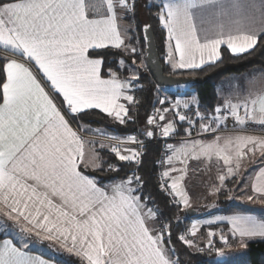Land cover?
<instances>
[{"label": "snow or ice", "instance_id": "1", "mask_svg": "<svg viewBox=\"0 0 264 264\" xmlns=\"http://www.w3.org/2000/svg\"><path fill=\"white\" fill-rule=\"evenodd\" d=\"M117 6L132 10L128 0H101L99 6L91 0H0V50L6 53L0 63V72L6 74L0 80V210L11 220L26 222L22 231L36 230L43 239L59 241L83 264H175L168 254L174 250L166 247L165 228L149 227L156 213L148 206L150 198L140 194L143 181L137 173L99 187L95 178L81 171L84 142L72 123L82 119L86 110L99 109L124 124L128 108L120 101L134 102L124 91L129 84L111 68L105 78L102 69L107 53L98 51L124 46L117 27ZM251 7L254 13L241 15L238 0L165 2L159 21L167 31V62L173 70L197 69L220 60L224 45L234 55L249 52L264 39V0H253ZM100 8H104L103 14ZM204 10L215 22L202 17ZM58 97H62L59 104ZM175 103L179 107L181 101ZM159 111L158 119L165 120L162 113L169 110ZM215 111L222 113L215 119L230 116L241 126L249 122L264 126V94L237 103L225 101L224 109L218 106ZM176 115L185 121V115ZM147 124L155 125L164 137L174 131L173 123L159 124L156 116H149ZM145 135L152 138L154 131ZM108 138L116 140L111 151L120 161L141 163L142 141L135 136L126 141ZM219 139L194 144L193 158L215 155L229 166L232 175L248 153L264 155V138L236 136L223 145ZM125 143L138 144V149L126 147L122 152L120 145ZM169 147L178 157L187 154L186 148ZM234 158L235 168L231 166ZM171 161L169 157L167 162ZM108 167L114 170L113 165ZM162 175L171 179L162 188L171 189L169 194L174 193L188 206L180 185L183 175L170 177L168 171ZM219 179L223 184L225 176ZM252 190L264 197V170L256 176ZM227 222L233 236L240 237L241 247L247 246L245 238L264 237V221L255 217L233 215ZM196 230L193 225L192 235ZM180 239L191 246L184 236ZM221 241L228 244L223 234ZM0 264L44 262L28 257L5 240Z\"/></svg>", "mask_w": 264, "mask_h": 264}, {"label": "trees", "instance_id": "2", "mask_svg": "<svg viewBox=\"0 0 264 264\" xmlns=\"http://www.w3.org/2000/svg\"><path fill=\"white\" fill-rule=\"evenodd\" d=\"M132 3V13L124 16V22L129 27L128 34L130 43L135 46L138 45L140 48L139 56L132 57L125 55L120 50L114 49L98 50L107 53L103 57L105 63L102 69L106 78L108 69L111 68L112 71L117 73L118 78L123 81H129L130 72L127 69H121L119 62L123 60L126 63H130L131 60H134L135 63H144V45L141 29L146 25L152 30L164 74L173 77H188L196 80L194 83L185 85L188 89L184 90L183 93L168 92L167 95L171 100H174L177 94L186 97L194 96L199 113L203 118H209L215 112L217 106L215 89L221 80L228 76L240 75L252 70H257L264 74V39L258 40L257 45L245 54L233 56L227 49L221 48V58L214 64L191 71H171L165 63L167 33L159 21L162 5L147 4L144 0H132ZM2 61L0 59V63ZM3 79L4 75L0 72V80ZM135 83L138 85V88L134 92V103L130 105L124 103L128 108L126 123L121 124L119 121L98 111L87 110L81 114L82 119L72 123L73 129L80 132L83 136H90V133L82 130L83 127H89L117 137L137 134L142 140L150 141L151 138L145 135V132L150 130L147 119L150 111L159 104L156 94V89L159 87L152 81L145 66L137 69ZM0 94H2V89H0ZM174 136H183V134H174ZM161 150V146L157 143L150 142L146 144L142 149L143 154L140 157L141 163L134 167L130 162L120 161L111 149H98L97 152L101 160L100 168L96 170L81 168V171L90 178H95L98 184L101 185L109 180L121 181L128 177L131 170H134L143 181L140 194L145 198H150L147 200L148 206L152 207L157 215V227L159 228L160 224L167 226V235L165 237L166 247L174 250L168 253L169 257L175 264H208V257L211 255L209 252H192L180 239L182 231L190 220L181 207L173 204L169 196L160 187L158 181V160L162 154ZM109 165H113L114 170H110ZM259 213L264 218V209L259 211ZM216 229L218 228L211 227V230ZM216 244L215 249L217 247L220 248V244ZM246 245L241 254L233 258L232 261L223 264H240V260L243 259L248 264H264V239L250 240L246 242ZM58 263L83 264V261L75 254L63 251Z\"/></svg>", "mask_w": 264, "mask_h": 264}, {"label": "crops", "instance_id": "3", "mask_svg": "<svg viewBox=\"0 0 264 264\" xmlns=\"http://www.w3.org/2000/svg\"><path fill=\"white\" fill-rule=\"evenodd\" d=\"M91 2L93 4H96L97 6H99L101 3V0H91ZM165 2L175 3V2H179V0H164L163 2L160 3L162 5V7H163V4ZM238 2L241 5V9H240L241 15H248V14L254 13V9L251 7L253 0H238ZM255 3H259V0H255ZM118 8L119 7L117 6V8L115 9L116 15H117V27L121 33L122 39L124 40V46H122L121 49H114V50L122 51L124 49L126 43H129V41L127 40L128 36H129V34H128L129 29H128V31H126V29H124L125 26L126 27H128V26L124 22V16L121 17ZM194 11H199V10H194ZM99 12H100V14H103L104 8H100ZM89 14L92 15L91 12ZM200 14L202 15L203 18L211 20L212 22H215L214 17H212L210 15L208 10H204V11L200 12ZM204 26L209 27L210 25L205 24ZM166 33H167V31H166ZM211 34L212 33H210V35ZM173 45H174V42H173ZM221 48L227 49L229 51V53L233 56L242 55V54H235L234 55L227 48L226 45L221 46ZM251 50H249V51H251ZM168 51H169L168 43L166 40L165 63L168 66V68H170V70L174 71V72L197 70V69H200V68L205 67L207 65H211V64L215 63V62L214 63H205L204 65H202L200 68H197V69H179V68H177V69L173 70V68L171 67V64L167 62ZM243 54H245V53H243ZM5 55H6V53L3 50H0V59L3 60V57ZM9 58H15V57L9 56ZM3 75H4V79H5L6 74L3 73ZM40 75H42V73ZM121 81H123V80H121ZM123 82L127 83V81H123ZM168 92H176V89L168 90ZM215 93H216V97H217L216 108L219 106V107H221V109H224L225 101H231L232 103H237V102H242L244 99H246L248 97H255L257 95L264 94V74L257 71V70H252V71H248L244 74L228 76V77L224 78L223 80H221L217 84L216 89H215ZM61 100H62V97H58L57 103L59 104V102ZM177 100L181 101L180 105H185V104L188 105L191 101L196 102L194 96L186 97V96H182L181 94L180 95L177 94V97L171 101L173 102V104H175V102ZM120 102L124 104L125 100H121ZM91 110L98 111V112L108 116L106 113L101 112L99 109H91ZM220 115H222V113H216V111H215L214 114L212 116H210L209 118L201 119V122H199L197 125V132H198L197 137L186 138V139H183L181 141H177L176 143H179V142L180 143L177 144V146H175L174 148L172 147V149H174V150H180L181 148L187 149V154L181 155L179 157L175 154L174 151L170 150V157H172V159H173V157H175L176 160H183V163H179L178 170H181L182 167H180V166H183L185 164L184 162L185 161L187 162V160H189V159H193V160L197 159L200 162H203L201 160H202V158H205V157H201V155H199L198 158H193L192 148H193V145L196 143H211L213 141H216L217 137L220 138L219 143L221 145H223L225 140H227L228 138H235L236 136H255L257 138H264V126L259 125L260 129H258L257 131H248L247 130L248 125L252 124L250 122L244 126H241L235 122V127L237 130L234 132L217 134V135H210V137L209 136L208 137L202 136L201 133L208 132L207 134H210L212 131H214L215 129L220 128L222 126L223 120L215 119V117L220 116ZM241 115H243L242 109H241ZM110 118L114 119L113 117H110ZM165 120H166V124L169 122L173 123V125H174V131L172 132L173 134H175V135L183 134V136H176L177 138H183V137H186L188 135L187 128L184 127V125L175 116H173L171 113H169L166 116ZM202 125L204 126L203 128H202ZM205 128H208L209 130L205 131L204 130ZM82 130H84L90 134H102V135L109 134V133H104V132L99 131V130L91 129L89 127H83ZM78 135L81 137V139L84 142V149H83L84 159H83V162L81 163V168H86V169H90V170L99 169L100 167L94 168L95 164H99V165L101 164V160H100L99 154L97 152L98 149H95L91 145H89V143L87 141L89 138L87 136H83L80 132H78ZM233 156H234V152H233ZM244 157H246V156H244ZM249 158H252V159L256 158L257 163L254 166L250 165V167H254V170H253V173H252V176L250 179V184H249L250 190L247 194V197L253 196L255 201L259 200L261 202V204L257 203L258 205L256 204L255 206L252 205L250 207L243 208V211H238V213H237V211L232 213L231 211H233V210H230V211H225V212L215 211V212H212V214H208V215H207V213H205L203 211L200 212V208H198V210H199L198 214L200 215V217L194 218L193 221H200L201 222L200 224L204 228H207V230L208 229L211 230V227H217L218 229L212 230V231L216 232V234L220 233V231H223V232H225V234H227L228 237L234 238L237 241H238V239H240V237L238 235L235 237L233 236L232 231H231V225L228 224V222H227L228 217H231L233 215H243V216H252V217H255L257 220L264 221V218L259 213V211L264 209V197L259 196L257 193H254L252 190V185L255 183L256 176L260 173L261 170H264V155H261V153L259 151H257L254 155L252 153H250V154L248 153V157L246 159L249 160ZM212 160H216L217 162H220V161L223 162V160H220L218 157L213 155L211 157V159H209L207 157L208 162H206V163L212 164ZM235 161L236 160L234 158L233 162H235ZM240 161H243V158H241ZM170 166L171 165H169V167ZM119 181L120 180H109V181H106L105 183H103L101 185L98 184L97 181L96 182H97V185L99 187H103V186L110 184L112 182H119ZM182 189L183 188H181V190ZM180 207L183 211H185L184 209L186 207L184 205L181 204ZM219 216H221V217H219ZM0 223H3V225L1 224V228H0V247L3 246V243L5 240H9L12 242V245L14 247H16L20 251L24 252L28 257H30L32 259L39 258V260H42L44 262V264H59L58 261L60 260L61 253L63 251H65V249L67 250V248L61 246V243L57 240H47V239H43L42 235L38 236L36 234V230L30 231V232L22 231V228L26 226V222H24L23 220L19 221L21 226L17 225L13 221L7 222L4 220H1ZM28 227H31V226H28ZM149 227H154L151 220L149 221ZM216 236L218 237V235H216ZM256 239H264V237H254L251 239L245 238V243L250 241V240H256ZM54 245H56L58 247H62L63 249L58 250L57 248L54 247Z\"/></svg>", "mask_w": 264, "mask_h": 264}, {"label": "rangeland", "instance_id": "4", "mask_svg": "<svg viewBox=\"0 0 264 264\" xmlns=\"http://www.w3.org/2000/svg\"><path fill=\"white\" fill-rule=\"evenodd\" d=\"M128 1H130V5L133 4L132 0H128ZM163 1L164 0H144V2H146L147 4H160ZM118 9H119L121 17H123L125 15H130L132 13V10H133L132 9L130 11H124L121 8H118ZM124 29H126V31H128L129 27L125 26ZM127 40L129 41V43H126L124 49L121 52H123L125 55H129L132 57L139 56V51H140L139 46L138 45L135 46V45L131 44L129 36H128ZM132 49H135L134 53H133ZM133 61L134 60H131L130 63H126L124 61L123 64H121L119 62V67L121 69H127L130 72L129 81H127V82H131V83L135 82V80H136V79H132V77H133V75H135L137 77V69H140L141 67L145 66L144 63H135ZM174 89H176V92H180V93L182 92L183 93V91L188 89V88L185 85L178 86V87H168V88L159 87L156 89L158 103H160V101L162 99H164L165 97L169 98V96L167 95L168 90H174ZM192 102L194 103V101H191L189 104H192ZM165 118H166V116H165ZM199 122H201V116H200ZM163 123L166 124V120H164ZM212 132H214V131H212ZM104 133H107V132H104ZM207 133L208 132L201 133V134L204 137H208V136L210 137V135ZM91 135H96V134H90V136ZM104 136H111V137L118 138L117 136L111 135V134H106ZM170 136L175 137L173 133H170ZM87 141H88L89 145H91L95 149H109V150L111 149V147L109 145L110 143H108V142L107 143L104 141L101 142V141L94 139V138L88 139ZM179 143L175 142L172 145V147L174 148ZM101 145H103V147H101ZM172 147H171V149H172ZM120 148H121V151L123 152L124 148L123 147H120ZM201 157H205V156L201 155ZM247 157H248V155H246V157H243V161L239 162V165H240L239 170L236 171L232 175L228 174L227 169L229 166L224 165V163L221 161L217 162L216 160H212V164H207L206 163V162H208L207 157L202 158L201 161H203V162H200L197 159H195V160L189 159V160H187V162L186 161L184 162L185 164L183 166H180V167H182L181 170H178V168H179L178 165H179V163H181L180 162L181 160H176L175 157H173L171 164L167 163L168 166H166V167H167V171L169 172L170 177H177L178 178L181 175H183V179L180 181V185H181V188H183L182 189L183 193L188 198V206H185L183 204V202L180 201L179 197H177L175 195H174V197H175L174 202L175 203H173V201H171V202L173 204L179 205V206L181 204L184 205L186 207L184 209L185 213L187 210H193L195 212L194 216L189 218L190 222L184 228V230L182 231V234L180 235V237L184 236L186 241H191V246L186 244L184 241H182V240L181 241L192 252L203 253V252L207 251L211 255H213V256L210 255V257H208L209 258L208 264H223V263H226L228 261H232L233 258H235L236 256H238L239 254L242 253V251L244 250V247H241L240 239H238V241H237L234 238H230L223 231H220V233L216 234V232H214L210 229L207 230V228H204L200 224L201 223L200 221H193L194 218L200 217V215L198 214L199 213L198 208H200V212L203 211V212L207 213V215H208V214H212V212H215V211L225 212V211L233 210V211H231L232 213L235 211H237V213H238V211H243V208L250 207L252 205L255 206L257 203L261 204V202L259 200L255 201V199H253V200L247 199V194L250 190L249 189L250 179H251V176H252V173L254 170V167H250V165L254 166L257 163V161H256L257 157L255 159L249 158V160L246 159ZM169 165H171V166L169 167ZM235 165H236V161L233 162V164L231 166L235 168ZM173 168L177 169V171H172ZM221 175L225 176V180L223 181V184H221V181L219 179V177ZM166 179H168V178H166ZM168 181L170 184L171 179H168ZM220 195H222V196H220ZM219 217H221V216H219ZM1 220L7 221V222L13 221L17 225L21 226L19 222L9 219L4 214L3 210H0V222H1ZM151 221H152L153 226L156 229H161V226L163 224H160L159 228L157 227V222H156L157 221V215H156L155 219H153ZM1 224L3 225V223H0V228H1ZM193 225H196V229H197L195 235H192V226ZM165 226L166 225H163V228H165L164 233H165V237H166L167 226L166 227ZM210 232L214 233L215 235L210 237L209 236ZM221 234H223V236L227 238V240H228L227 245L222 243ZM216 235H218V237ZM214 239H215V241H214ZM210 242H211V247H210V250H208L209 248H207V247H209ZM215 242L220 244V248L217 247V249H215V244H216ZM216 246H217V244H216ZM54 247L57 248L58 250L63 249L62 247H58L56 245H54ZM211 248L215 249V250H211ZM65 251L68 252V250H66V249H65ZM69 253L74 254V252H69ZM240 262L243 264H248L247 261L244 259L240 260Z\"/></svg>", "mask_w": 264, "mask_h": 264}, {"label": "built area", "instance_id": "5", "mask_svg": "<svg viewBox=\"0 0 264 264\" xmlns=\"http://www.w3.org/2000/svg\"><path fill=\"white\" fill-rule=\"evenodd\" d=\"M129 4H130V1H128ZM129 84V87L125 89V93L128 94V95H132L133 98H134V101H135V95H134V92L135 90L138 88V85L133 82H127ZM169 98L168 97H165L164 99H162L161 101H164L163 104L159 103L156 107H154L150 113H149V116H156L157 117V123L159 124H164L163 121H160L158 119L159 115L161 114V112L159 110H162V109H165L167 108L169 111L167 112H164L162 113L164 116H167L169 113H171L173 116H175L177 119H178V116L176 115L177 112H179L180 114L182 115H185L186 116V119L185 121H179L187 128L188 130V135L186 137H183V138H177V137H171L170 135L168 137H164L162 134H161V130L156 128L155 125H149V129L150 130H153L154 131V136L151 138L150 141H144L142 140L137 134H132L130 136H126V137H118L119 140H123V141H126L128 137H132V136H135L137 138L138 141H142L144 143V145L146 144H149L150 142L152 143H157L161 146V151H162V154L158 160V168H159V173H158V181H159V184H160V187L162 188V184L166 181L168 184H169V181L168 179H166V177H163V173L165 171H167V167L168 166V159L170 157L169 153H170V147H172V145L177 142V141H181L183 139H186V138H195L198 136V133H197V125L200 121V113H199V110H198V105L196 102H192V104H188V107L185 108L184 105H180L179 107L176 106V103L173 104V102L170 100H168ZM126 104L130 105V104H133V103H128L125 101ZM148 116V117H149ZM125 120H127V118L125 117ZM191 121V122H190ZM248 131H257L258 129H260L259 125L257 124H250L248 125ZM236 127H235V121L234 119H232L230 116L227 120H223V124L220 128H217L214 130V132L210 133L209 135H217V134H223V133H230V132H234L236 131ZM89 139H97L99 141H104V142H108L110 143V147L115 145L116 144V140H113V139H109L108 137H111V136H104L102 134H96V135H91V136H87ZM120 147H123V148H133L134 150H137L138 149V144H132V143H125L123 145H120ZM133 164V166H137V164L135 162H131ZM135 171L134 170H131L129 172V176H131ZM163 189V188H162ZM164 190V189H163ZM165 191V190H164ZM167 193V195L169 196V199L171 201L174 202V193L173 194H169L171 192V189H168L167 191H165ZM152 208V207H151ZM161 228H163V225L161 226ZM164 236H165V233H164ZM209 248L208 250H210V247H207ZM212 250V248H211Z\"/></svg>", "mask_w": 264, "mask_h": 264}, {"label": "water", "instance_id": "6", "mask_svg": "<svg viewBox=\"0 0 264 264\" xmlns=\"http://www.w3.org/2000/svg\"><path fill=\"white\" fill-rule=\"evenodd\" d=\"M141 35L144 45V65L152 81L158 87H178L188 85L196 81L195 79L188 77H173L165 75L162 64L159 60L156 43L151 28L148 27L147 31H145V26H143L141 29ZM186 214L188 218H191L194 216L195 212L193 210H187Z\"/></svg>", "mask_w": 264, "mask_h": 264}]
</instances>
